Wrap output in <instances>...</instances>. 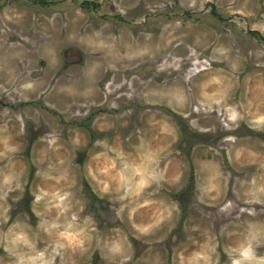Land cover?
<instances>
[{
  "label": "rangeland",
  "instance_id": "obj_1",
  "mask_svg": "<svg viewBox=\"0 0 264 264\" xmlns=\"http://www.w3.org/2000/svg\"><path fill=\"white\" fill-rule=\"evenodd\" d=\"M82 1L0 0V264H264V0Z\"/></svg>",
  "mask_w": 264,
  "mask_h": 264
},
{
  "label": "trees",
  "instance_id": "obj_2",
  "mask_svg": "<svg viewBox=\"0 0 264 264\" xmlns=\"http://www.w3.org/2000/svg\"><path fill=\"white\" fill-rule=\"evenodd\" d=\"M38 1L43 2L44 0H38ZM82 4H83L84 6H87V5H93V6H96V5H97L96 2H95L94 0H84V1H82Z\"/></svg>",
  "mask_w": 264,
  "mask_h": 264
},
{
  "label": "water",
  "instance_id": "obj_3",
  "mask_svg": "<svg viewBox=\"0 0 264 264\" xmlns=\"http://www.w3.org/2000/svg\"><path fill=\"white\" fill-rule=\"evenodd\" d=\"M73 51H75L76 52V55L78 56V53H77V51H76V49L75 48H71ZM66 51H64V53H65ZM76 56V57H77Z\"/></svg>",
  "mask_w": 264,
  "mask_h": 264
}]
</instances>
